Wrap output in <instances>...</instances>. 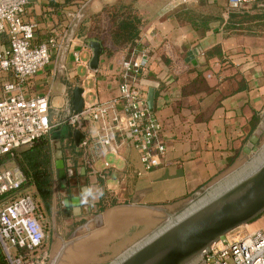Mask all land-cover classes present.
<instances>
[{
	"label": "crops",
	"instance_id": "1",
	"mask_svg": "<svg viewBox=\"0 0 264 264\" xmlns=\"http://www.w3.org/2000/svg\"><path fill=\"white\" fill-rule=\"evenodd\" d=\"M24 20L35 24L34 43L60 44L27 84L30 96H48L51 114L67 106L76 86L83 89L84 109L118 98L122 62L142 51L148 60L137 87L162 127L166 154L158 168L143 171L137 149L122 134L111 151L97 147L87 156L72 137L60 136L62 153L66 144L74 153L63 156L66 167L78 165L81 231L98 227L84 242L86 251H101L102 225L120 227L151 208L200 200L251 164L258 147L251 139L264 130V1L29 0ZM90 40L103 46L96 71L89 68ZM7 78L0 73V82ZM102 191L113 205L98 213Z\"/></svg>",
	"mask_w": 264,
	"mask_h": 264
},
{
	"label": "built area",
	"instance_id": "2",
	"mask_svg": "<svg viewBox=\"0 0 264 264\" xmlns=\"http://www.w3.org/2000/svg\"><path fill=\"white\" fill-rule=\"evenodd\" d=\"M229 1L239 5L245 0ZM28 2L0 0V73L8 77L0 82V156L30 146L53 128L48 96H30L27 84L50 63L60 44L54 39L33 42L35 24L24 20ZM73 55L79 62L77 53ZM147 67L144 51L132 55L121 64L118 98L89 106L80 115L56 123L84 134L78 147L84 155L97 147L103 153L111 151L116 136L122 134L137 149L143 171L162 164L166 154L162 127L137 87ZM86 166L93 168L92 159H86ZM23 181L18 169L0 170V246L9 264H48L42 218L36 200L29 194L20 195ZM261 217L264 220V211ZM230 234L204 251L202 264H264V231L240 238Z\"/></svg>",
	"mask_w": 264,
	"mask_h": 264
},
{
	"label": "water",
	"instance_id": "3",
	"mask_svg": "<svg viewBox=\"0 0 264 264\" xmlns=\"http://www.w3.org/2000/svg\"><path fill=\"white\" fill-rule=\"evenodd\" d=\"M76 28L77 25L71 29L61 49V63L66 59ZM87 47L92 51L89 68L91 71H96L99 57L103 53V46L97 40H90ZM82 94L83 89L79 86L72 90L70 101L67 104L68 113L62 120L57 121V124L83 112L85 102ZM66 126V124L62 125V132ZM71 137L77 149L84 139V134L74 127L71 128ZM251 141L255 144L257 137H252ZM55 146L54 169L57 178L64 179L66 165L63 160L61 141L58 140ZM246 151L249 152L248 149ZM254 151L258 152L259 149L256 147ZM244 170L246 171V169L242 171ZM79 175L81 176V168ZM66 201L68 202L67 199ZM70 202L77 212L75 215L79 216L81 214L79 197H73ZM263 211L264 156L236 181L213 193L114 264H196L202 260V254L211 244L235 229L250 223Z\"/></svg>",
	"mask_w": 264,
	"mask_h": 264
},
{
	"label": "rangeland",
	"instance_id": "4",
	"mask_svg": "<svg viewBox=\"0 0 264 264\" xmlns=\"http://www.w3.org/2000/svg\"><path fill=\"white\" fill-rule=\"evenodd\" d=\"M56 123L57 122H52L53 128L50 134L45 137L52 141L54 154L56 151L55 144L58 140L60 141V131L62 128V125L57 126ZM65 129L71 128L66 126ZM255 146H258L257 148L259 150L262 148V153L259 154V151L256 152L252 160L253 163L251 162V164L244 168L246 169L245 172H248L264 156V130L260 133ZM73 154L72 146L66 144L63 148V156L65 159L71 158ZM67 162L71 164L70 160ZM12 167V163H6L0 168ZM74 167L76 168L78 165H74ZM245 172L241 174L238 172L237 176H242ZM73 178L74 180L72 179V183H76L73 192L79 195V193H81V182L77 176ZM238 178L240 177L230 178L227 181L220 182L221 185L208 190L203 198L200 200L195 198L193 201H189V204L182 203L169 208H151L142 215V219L123 221L120 227H105L102 225V228L100 227V237L102 241L101 251L96 252L86 251L87 244L84 242L94 237L93 235H88L93 234L98 227L95 228L96 225L91 224V230L83 232L84 229L81 231V214L76 216V218L73 217L71 215V207L67 208L66 214L63 213L60 203L63 199L67 198L66 196L71 195V191L66 190L65 186H61L57 174L55 175L53 185L51 212L46 211L41 199L37 196L36 192L34 194L35 189L33 187H28V192L33 194V198L37 202L38 210L42 218L45 230V244L50 255L48 264H114L117 260L149 239L159 230L193 209L213 193L224 188L227 183L230 184ZM109 204H111V202L108 200V202L105 203V207ZM259 230L264 231V220L261 215L250 223L235 229L231 232L230 236L231 238H240L253 231ZM196 264H202V260L198 261Z\"/></svg>",
	"mask_w": 264,
	"mask_h": 264
},
{
	"label": "trees",
	"instance_id": "5",
	"mask_svg": "<svg viewBox=\"0 0 264 264\" xmlns=\"http://www.w3.org/2000/svg\"><path fill=\"white\" fill-rule=\"evenodd\" d=\"M61 136L63 138L71 137V130L65 129ZM6 163H12L13 167L0 168V170L18 169L24 177L20 195L29 194L34 197L31 192H28V187H33L35 189L34 194L36 192L37 196L41 199L46 211L51 212L53 185L56 175L52 141L49 138H41L24 149L0 156V167ZM108 198V193L102 191L100 194L101 207L98 208V213L113 205L111 203L105 207L106 201L109 200ZM0 264H9L1 246Z\"/></svg>",
	"mask_w": 264,
	"mask_h": 264
},
{
	"label": "flooded vegetation",
	"instance_id": "6",
	"mask_svg": "<svg viewBox=\"0 0 264 264\" xmlns=\"http://www.w3.org/2000/svg\"><path fill=\"white\" fill-rule=\"evenodd\" d=\"M67 109L68 108L66 106L60 112H54L52 114H51V112H48L51 122H57V121L62 120V118H64L67 115V113H68ZM260 153H262V148L259 150V154ZM77 173H78L77 169L68 166V167H66V174H65L66 176H65V178L64 179H59V181L61 182V186H65L66 190L71 191V193H70L71 195L66 196L67 198L63 199L61 201V203H60V206L62 207V211H63L64 214H66L67 213V208L71 207V215L73 217H75V218H76L75 214H77V212L75 211V208L71 205L70 201H71V199L73 197H79V199H80L79 208L81 210V193H79V195H78L77 193L73 192L76 183L75 182L72 183V179L74 180L73 177L76 176ZM66 199L68 200V202L66 201Z\"/></svg>",
	"mask_w": 264,
	"mask_h": 264
}]
</instances>
